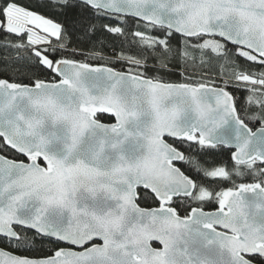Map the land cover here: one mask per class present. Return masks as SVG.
I'll return each mask as SVG.
<instances>
[{"label": "snow or ice", "instance_id": "1", "mask_svg": "<svg viewBox=\"0 0 264 264\" xmlns=\"http://www.w3.org/2000/svg\"><path fill=\"white\" fill-rule=\"evenodd\" d=\"M0 264H264V0H0Z\"/></svg>", "mask_w": 264, "mask_h": 264}]
</instances>
